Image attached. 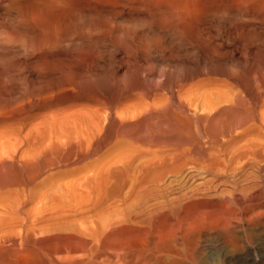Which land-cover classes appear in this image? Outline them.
Masks as SVG:
<instances>
[{"label":"rangeland","instance_id":"1","mask_svg":"<svg viewBox=\"0 0 264 264\" xmlns=\"http://www.w3.org/2000/svg\"><path fill=\"white\" fill-rule=\"evenodd\" d=\"M12 1H0V264H58L53 249L63 242L33 231L74 222L97 188L87 178L119 152L149 149L175 166L187 159L174 116L187 129L248 94L264 99V0ZM162 131L169 142L150 147L148 136ZM48 155L70 160L43 168ZM176 177L154 181L184 192L170 184ZM242 241L233 250L208 237L200 255L264 264V232Z\"/></svg>","mask_w":264,"mask_h":264},{"label":"bare ground","instance_id":"2","mask_svg":"<svg viewBox=\"0 0 264 264\" xmlns=\"http://www.w3.org/2000/svg\"><path fill=\"white\" fill-rule=\"evenodd\" d=\"M5 34L10 41L14 38L13 33ZM260 94H248L247 103L239 98L228 107L199 115L187 129L174 116L180 127L174 134L177 146H190L180 152L187 159L175 166L165 158L160 161L149 149L121 151L87 178L97 188L90 187L88 208L76 214L74 222L33 234H52L63 242L53 249L58 264H207L200 254L208 237L236 250L242 237L264 232V109H257L264 106V99ZM160 133L148 136L153 137L147 143L150 147L169 142L170 134ZM92 151L84 152L83 159ZM142 153L152 158L138 161ZM190 154L196 157L191 159ZM248 156L252 158L237 161ZM47 157L43 168L70 160ZM187 165L192 171L182 176ZM249 169L255 175L246 173ZM169 170L179 175L170 184L183 185L184 192L157 188L154 180L163 179ZM153 184L152 189L143 187Z\"/></svg>","mask_w":264,"mask_h":264}]
</instances>
